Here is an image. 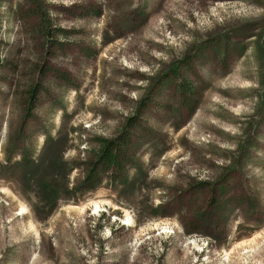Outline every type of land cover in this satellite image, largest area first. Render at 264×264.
<instances>
[{
  "label": "rangeland",
  "instance_id": "rangeland-1",
  "mask_svg": "<svg viewBox=\"0 0 264 264\" xmlns=\"http://www.w3.org/2000/svg\"><path fill=\"white\" fill-rule=\"evenodd\" d=\"M0 264H264V0H0Z\"/></svg>",
  "mask_w": 264,
  "mask_h": 264
},
{
  "label": "trees",
  "instance_id": "trees-1",
  "mask_svg": "<svg viewBox=\"0 0 264 264\" xmlns=\"http://www.w3.org/2000/svg\"><path fill=\"white\" fill-rule=\"evenodd\" d=\"M184 84L182 91L184 94V101L190 102V96L193 90L190 86ZM237 114V113H236ZM139 116L134 115L130 118L132 122L130 125H135L138 122ZM99 143V149L96 152L94 160L89 161L88 170L84 180L80 184V188L86 190H93L99 188L105 176H110L112 180H119L123 177L126 171V165L132 164L134 161V154L130 151L129 136L124 134L121 138L116 139H97ZM131 155L127 156V154Z\"/></svg>",
  "mask_w": 264,
  "mask_h": 264
},
{
  "label": "bare ground",
  "instance_id": "bare-ground-1",
  "mask_svg": "<svg viewBox=\"0 0 264 264\" xmlns=\"http://www.w3.org/2000/svg\"><path fill=\"white\" fill-rule=\"evenodd\" d=\"M93 207H95L97 210H99V208L101 207V202H98V201H94L91 203ZM22 210H25V207H22ZM128 222H133V218L128 215V219H127Z\"/></svg>",
  "mask_w": 264,
  "mask_h": 264
}]
</instances>
